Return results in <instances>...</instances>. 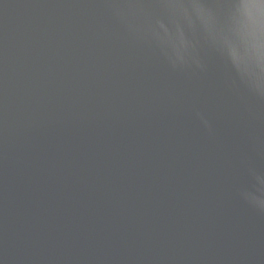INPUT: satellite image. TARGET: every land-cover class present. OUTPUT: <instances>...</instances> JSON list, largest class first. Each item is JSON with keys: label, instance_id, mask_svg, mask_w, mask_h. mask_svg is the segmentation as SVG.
<instances>
[{"label": "water", "instance_id": "95a60500", "mask_svg": "<svg viewBox=\"0 0 264 264\" xmlns=\"http://www.w3.org/2000/svg\"><path fill=\"white\" fill-rule=\"evenodd\" d=\"M0 264H264V0H0Z\"/></svg>", "mask_w": 264, "mask_h": 264}]
</instances>
